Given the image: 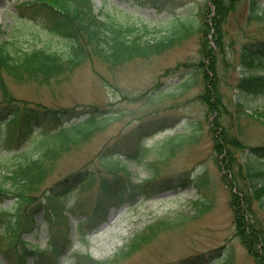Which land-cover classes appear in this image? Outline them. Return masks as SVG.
<instances>
[{
  "label": "trees",
  "instance_id": "obj_1",
  "mask_svg": "<svg viewBox=\"0 0 264 264\" xmlns=\"http://www.w3.org/2000/svg\"><path fill=\"white\" fill-rule=\"evenodd\" d=\"M133 1L160 11L173 9V4L164 6L161 0ZM17 17L23 25L36 24L68 42V51H24L18 40L0 42V156L18 158L0 170V202L13 199L15 203L11 211L0 212V228L5 229L0 235V254L9 264H28V256L36 257L35 264H60L71 242L70 217L86 216L79 223V233L85 235L89 228L105 223L111 209L132 204L137 197L187 188L192 181L185 170L164 176L158 164L198 144L205 127L228 189L235 236L257 264H264V142L251 146L240 136L247 121L264 127V109L252 114L243 109L246 99L264 97V0H208L198 16H175L167 34L152 41L145 39L149 29L137 34L134 26L97 14L93 0L25 1L18 6ZM196 34L201 37V62H181L169 68L161 77L179 78L164 91L159 84L152 93L134 96L113 84L116 75L130 65L157 58ZM86 64L117 92L115 103L58 108L54 105L58 96L52 94L53 106L48 107L40 98L31 100L16 93L17 89L38 91L70 84ZM96 65L105 68L113 80ZM236 69L239 74L233 81ZM195 90L199 92L194 98L206 111V126L204 120L195 118L182 125L177 116L146 124L138 111L122 105L153 104L169 91L168 98L175 99ZM172 108H179L177 101ZM127 118L139 125L125 133L117 126ZM160 132V140L149 146L146 140ZM154 153L160 162L150 164V178L134 181L130 165L139 166ZM89 154L92 157L87 159ZM49 182L51 186L46 187ZM207 182L201 179L200 187ZM96 193L95 202L86 210L70 207L69 214H64L69 197ZM212 208L213 200L206 195L199 215L191 218L203 217ZM43 212L55 236L45 250L28 248L24 235L39 227L36 216ZM187 222V216L157 220L135 234L113 258L98 261L90 253L78 252L72 264H134L133 256ZM234 255L233 249L227 252L223 246L179 264H235Z\"/></svg>",
  "mask_w": 264,
  "mask_h": 264
},
{
  "label": "rangeland",
  "instance_id": "obj_2",
  "mask_svg": "<svg viewBox=\"0 0 264 264\" xmlns=\"http://www.w3.org/2000/svg\"><path fill=\"white\" fill-rule=\"evenodd\" d=\"M21 1L23 0H0V40H18L24 51L42 48L57 53L67 52L68 42L41 30L36 24L23 25L16 15L18 10L16 5ZM93 1L96 13L101 12L104 15L112 16L120 24L134 26L137 34L149 29L150 31L148 35H145V39L151 41L167 34L170 21L175 16L196 17L208 3V0H161L160 3L164 6L173 4V9L166 10L165 8L164 11H160L157 8L142 6L133 0ZM171 24L173 26L174 22ZM249 30L253 31L254 29L251 27ZM233 32H235L234 29ZM30 35H35V37ZM200 39V34L193 35L179 42L176 47L167 50L157 58L148 60L145 63L136 62L135 65H130L129 69H125L116 75L113 84L124 93H130L134 96L142 93H152L159 84H162L159 87L161 92L164 91L170 84L176 83L179 78H169L168 80L160 77L169 68H175L181 62H201ZM96 66L105 73L108 79L113 80L105 68ZM232 74V80L234 81L239 74L238 69L234 70ZM198 92L199 90L191 91V93L180 95L175 99L168 98L169 94L165 93L153 104L148 102V104L128 105L124 103L122 105L138 111V115L143 117L146 124L177 116L182 118V125L190 123L192 118H195L204 120L206 126L208 124L205 120L207 118L205 117V108L194 98ZM52 93L58 94L59 108L82 104L103 106L104 104L115 103L117 95L115 90L102 83L88 64L81 68V71L76 74L70 84H59L54 89L41 88L38 91L24 88L17 89V94L29 99L39 96L43 100H48L49 95ZM228 93L233 95L234 90L230 89ZM176 101L179 106L178 109L172 108L173 102ZM243 109L248 114H252V111L257 109H264V97L246 99L245 108ZM129 120L130 118H127L125 123L119 124L117 128H123L127 133L128 130L139 125V122L131 124L128 122ZM242 128L243 132L240 136L247 144L250 142L251 145L256 146L264 142V127L259 122L247 121ZM171 132L168 134H171ZM161 136V132L158 135H153L146 140V143L149 146L154 145L160 140ZM212 147L213 140H211L205 127L204 135L199 139L198 144L184 147L168 163L158 164V167H161V175L164 176L178 175L183 170L192 177L197 176L200 178L206 174L210 188L202 192L197 185L190 184L187 188L165 191L153 195L152 198L137 197L131 205L111 211L104 224L98 225L96 228H89L84 236L79 233L78 225L87 218L84 216L82 218L79 216L71 217L70 248L60 260L61 264H72L75 254L78 252L90 253L98 261L111 259L124 245L129 243L135 234L141 232L147 225L164 218L175 221V219L185 216L189 217V222L184 226L176 227L175 231L159 237L154 245L136 254L130 261H133L134 264H177L180 260L209 254L225 246L227 252L231 249L235 251V264H257L255 259L250 258L241 241L235 238L234 216L228 205L229 194L224 184L221 183L222 173H220L215 162ZM5 157L7 156H0L2 158L0 160V170L10 166L12 162L18 161V158ZM91 157L92 154H89L87 159ZM159 162L160 157L154 153V155L151 154L146 157L140 167L131 164L130 169L132 173L139 175V180H148L150 176L145 170L150 167V164ZM96 195L97 193L86 194L79 199L75 197L68 200L64 214H69L68 208L70 206L77 205L81 212L86 210L95 202ZM206 195L213 200L212 210L203 217L192 219L191 217L199 215L201 204L206 202ZM12 207L11 200L0 203V210L3 208L10 210ZM37 222L40 224L39 228L34 229L32 234L24 235L25 240L30 248L31 246H37L45 250L48 248V242L53 240L55 234L50 229L44 213L37 216ZM3 233L4 230L0 228V235ZM224 252L226 253V251ZM35 261V259L29 258L28 263L34 264ZM0 264H8L3 255H0Z\"/></svg>",
  "mask_w": 264,
  "mask_h": 264
}]
</instances>
